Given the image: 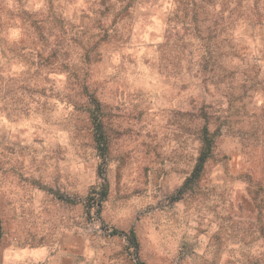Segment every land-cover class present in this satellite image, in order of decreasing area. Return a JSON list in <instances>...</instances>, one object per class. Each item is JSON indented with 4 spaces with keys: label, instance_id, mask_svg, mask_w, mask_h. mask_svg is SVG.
<instances>
[{
    "label": "rangeland",
    "instance_id": "374dc122",
    "mask_svg": "<svg viewBox=\"0 0 264 264\" xmlns=\"http://www.w3.org/2000/svg\"><path fill=\"white\" fill-rule=\"evenodd\" d=\"M107 228L144 264H264V0H0V264H135Z\"/></svg>",
    "mask_w": 264,
    "mask_h": 264
},
{
    "label": "trees",
    "instance_id": "16d2710c",
    "mask_svg": "<svg viewBox=\"0 0 264 264\" xmlns=\"http://www.w3.org/2000/svg\"><path fill=\"white\" fill-rule=\"evenodd\" d=\"M127 5V4H126ZM125 5L122 7V13L126 12ZM71 28L74 31L73 33V38H76L77 34L83 32L82 28H77L74 29V26H71ZM103 28V27H102ZM63 33H61L62 35ZM107 35V29L103 28V36ZM90 51V50H89ZM88 51V52H89ZM85 89L88 88V86H83ZM88 95L90 96L91 102L94 104V109L92 110V125H93V139H94V148L96 149L98 155L101 157L102 162L98 165V171L97 174L100 178H103V168L102 166L105 164V158H106V153L108 149V140L106 137V131L104 128V125L102 123V114H101V106L99 100L95 97L94 93L89 92ZM200 141H201V148L199 155L197 156L195 165L192 169V172L187 178V181L191 179H198L200 177V173L203 169V166L207 159L210 157L212 149H213V144H214V133H211L206 126H203L200 131ZM93 196H89L88 201L95 199L97 196V205L100 204L101 201L106 196V188L101 187L100 190L93 192ZM99 197V198H98ZM93 207V205H88V211ZM109 231V235L111 236H120L125 239L126 241V248L128 250H133V256L135 258V264H144L139 257H138V243L136 239V234L133 230H129L127 232L124 231H119L115 228H107Z\"/></svg>",
    "mask_w": 264,
    "mask_h": 264
}]
</instances>
